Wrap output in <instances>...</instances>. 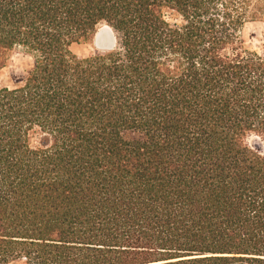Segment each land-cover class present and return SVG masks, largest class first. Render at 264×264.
<instances>
[{
  "label": "trees",
  "instance_id": "16d2710c",
  "mask_svg": "<svg viewBox=\"0 0 264 264\" xmlns=\"http://www.w3.org/2000/svg\"><path fill=\"white\" fill-rule=\"evenodd\" d=\"M264 0H0V264H264ZM108 24L111 49L79 55ZM264 43V33H263Z\"/></svg>",
  "mask_w": 264,
  "mask_h": 264
},
{
  "label": "rangeland",
  "instance_id": "374dc122",
  "mask_svg": "<svg viewBox=\"0 0 264 264\" xmlns=\"http://www.w3.org/2000/svg\"><path fill=\"white\" fill-rule=\"evenodd\" d=\"M244 36L247 41L256 49L262 50L264 48L263 33L264 20L252 21L246 24L244 28ZM73 49L79 55H89L100 49L95 44V36L91 41L75 43ZM32 57L22 48H16L10 56L9 65L4 67L0 72V84L4 83L10 74H13L12 79H17L21 73L25 72L31 64ZM11 264H18L12 262Z\"/></svg>",
  "mask_w": 264,
  "mask_h": 264
},
{
  "label": "water",
  "instance_id": "95a60500",
  "mask_svg": "<svg viewBox=\"0 0 264 264\" xmlns=\"http://www.w3.org/2000/svg\"><path fill=\"white\" fill-rule=\"evenodd\" d=\"M117 37L114 30L108 25H102L95 34V44L100 49H111L116 45Z\"/></svg>",
  "mask_w": 264,
  "mask_h": 264
}]
</instances>
